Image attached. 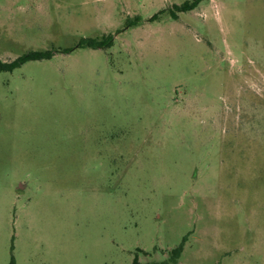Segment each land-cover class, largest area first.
Here are the masks:
<instances>
[{"label":"rangeland","instance_id":"rangeland-1","mask_svg":"<svg viewBox=\"0 0 264 264\" xmlns=\"http://www.w3.org/2000/svg\"><path fill=\"white\" fill-rule=\"evenodd\" d=\"M187 1L0 0V264H264V0Z\"/></svg>","mask_w":264,"mask_h":264},{"label":"trees","instance_id":"trees-1","mask_svg":"<svg viewBox=\"0 0 264 264\" xmlns=\"http://www.w3.org/2000/svg\"><path fill=\"white\" fill-rule=\"evenodd\" d=\"M201 1L202 0L187 1L181 5H175V8L177 9V11H188L197 7ZM112 43H113V36H108L105 39H101V40L95 38H83L78 44V46L99 48V47L110 46L112 45ZM70 50L72 49H69L67 51ZM53 55H54L53 50H44V51H29L11 61H3L0 58V71H13L14 69L22 66L27 61L50 59L53 57ZM186 239L187 238H184L181 244L170 250L169 256L166 259L155 261L153 263H147L140 261L139 256L135 255L131 264H175L177 263L178 259L181 256ZM10 264H15L14 258H12Z\"/></svg>","mask_w":264,"mask_h":264}]
</instances>
